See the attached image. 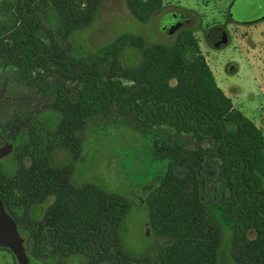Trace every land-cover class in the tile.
Wrapping results in <instances>:
<instances>
[{"label": "trees", "instance_id": "trees-1", "mask_svg": "<svg viewBox=\"0 0 264 264\" xmlns=\"http://www.w3.org/2000/svg\"><path fill=\"white\" fill-rule=\"evenodd\" d=\"M103 1L7 0L0 7L8 15L0 21V72L53 99L57 111L54 120L38 115L36 127L26 117L29 126L9 131L15 150L8 167L0 162V197L28 254L41 264L58 255H82L88 264H223L225 223L235 264H264L263 132L218 86L191 30L179 31L172 45L125 33L96 54L79 55L72 37L92 24ZM164 1L126 0L141 22ZM46 8L57 12L58 25H45ZM128 47L142 52L140 65L124 64ZM95 117L171 131L159 154L167 171L145 200L150 225L171 239L158 247V262L123 244L129 198L74 183L72 165H54L46 152L49 141L53 150L82 151L81 134Z\"/></svg>", "mask_w": 264, "mask_h": 264}, {"label": "rangeland", "instance_id": "rangeland-1", "mask_svg": "<svg viewBox=\"0 0 264 264\" xmlns=\"http://www.w3.org/2000/svg\"><path fill=\"white\" fill-rule=\"evenodd\" d=\"M7 0H0V7ZM204 0H165L163 9L153 14L148 21H139L129 9L126 0H104L90 26L73 35V49L79 55L98 53L105 46L122 34L142 36L148 45H172L178 35L164 32V14L174 12V7L182 8L191 15L199 17L202 28L206 30L213 23H224L221 10L209 5L202 6L197 2ZM8 15L0 13V21H6ZM43 20L47 26H56L60 17L52 8L43 11ZM230 42L217 49L207 42L200 29L191 30L212 69L216 82L221 90L233 101L235 108L252 120L264 134V37L248 34L238 25L227 24ZM264 32V25L262 27ZM143 61V54L136 48L128 47L123 54V62L127 66H137ZM234 66L235 73L230 69ZM50 102L35 95L31 87L17 82L6 72H0V133L8 135L12 129L27 127L30 123L24 120L30 117L34 123L36 116L46 115L44 119L54 120L57 111ZM34 112V113H33ZM112 127L110 128V126ZM101 129V131H100ZM171 131L166 128H154L147 131L136 128L126 120L114 119L104 121L95 117L82 132L85 140L81 165L78 163L79 175L74 180L79 184H93L103 190L129 198L132 208L124 219L121 237L126 250L135 256H149L158 262L157 249L167 245L171 239L159 236L149 221V209L145 200L158 184L168 168V161L159 159L165 150L163 141L167 140ZM4 135H0V148L6 144ZM180 140L183 142V138ZM63 149L55 151L54 165L63 164ZM29 164V159L24 164ZM1 164L10 165L5 157ZM48 200L46 206L50 205ZM212 214L213 212L210 211ZM222 232L221 260L223 264H235L230 257L232 233L228 225L220 223ZM148 228V231H147ZM226 228V229H225ZM255 237L254 232L249 233ZM0 264H17L11 252L0 251ZM41 264V263H40ZM51 264H88L85 256L75 255L63 257L58 255Z\"/></svg>", "mask_w": 264, "mask_h": 264}, {"label": "flooded vegetation", "instance_id": "flooded-vegetation-1", "mask_svg": "<svg viewBox=\"0 0 264 264\" xmlns=\"http://www.w3.org/2000/svg\"><path fill=\"white\" fill-rule=\"evenodd\" d=\"M202 4V6L208 7L212 5L217 9L221 10V15L224 20V23H213L212 25L208 26L206 30L202 28L201 22L199 21V17L195 15L189 14L187 11L183 10L182 8L174 7L176 11L164 14L161 20H165L164 22L166 25L170 27H177L176 32L184 30L186 27H192V30L200 29L204 32L207 42L212 45V47L221 49L227 46L230 42V33L227 28V24L238 25L243 27L247 30V35L253 34L256 35L258 38L264 37V32L262 27L264 25V0H204L202 2H197ZM164 8V7H163ZM162 8V9H163ZM236 68L234 66L231 67L230 72L235 73ZM0 135H4L7 137L6 145H11L9 140V135H5L0 133ZM39 135V134H38ZM41 137V136H40ZM49 150L47 148L46 152H50V161L53 164L55 160V151L52 148V141L48 142ZM15 148V146H14ZM63 149V148H61ZM63 164H71L72 172L74 177L76 178L79 175L77 167L81 165L83 158V148L82 151L77 148L76 150L70 149H63ZM13 153V152H12ZM22 154H19V157ZM17 157V158H19ZM23 163L28 158H23ZM32 159H29V164H31ZM2 161V160H1ZM0 161V162H1ZM79 163V165H78ZM25 164V165H29ZM18 165H22L21 162ZM79 169V167H78ZM73 182L77 183L74 180ZM78 184V183H77ZM80 184V183H79ZM53 198H49L48 200ZM47 200V203H48ZM51 202V203H52ZM17 224V223H16ZM2 252H10L7 249L0 248Z\"/></svg>", "mask_w": 264, "mask_h": 264}, {"label": "water", "instance_id": "water-1", "mask_svg": "<svg viewBox=\"0 0 264 264\" xmlns=\"http://www.w3.org/2000/svg\"><path fill=\"white\" fill-rule=\"evenodd\" d=\"M164 21V20H163ZM177 27L164 25V32L173 34ZM15 150L14 146L6 145L0 148V161ZM148 231V228H147ZM0 248L9 250L17 264H40L35 258L28 254L26 242L21 234L16 221L7 213L5 204L0 197Z\"/></svg>", "mask_w": 264, "mask_h": 264}]
</instances>
